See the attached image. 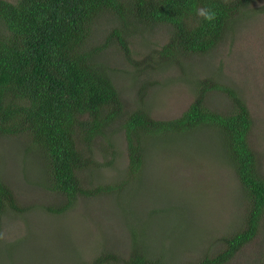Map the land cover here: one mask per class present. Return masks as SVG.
<instances>
[{"label":"rangeland","instance_id":"rangeland-1","mask_svg":"<svg viewBox=\"0 0 264 264\" xmlns=\"http://www.w3.org/2000/svg\"><path fill=\"white\" fill-rule=\"evenodd\" d=\"M262 3L253 2L215 49L174 62L156 56L169 39L168 25H130V55L114 42L98 55L111 70L125 110L144 108L157 119L177 117L194 101L196 84L212 77L235 89L249 106L254 120L250 140L264 172ZM116 25L120 23L110 12L99 16L94 43L103 42ZM206 102L223 110L232 106L221 91L209 94ZM109 137L115 147L100 143L94 154L99 164L87 170L88 176L94 183L124 186L106 195L81 196L70 210L55 213L48 207L63 201L64 195L44 186L42 157L26 139L0 135V176L27 208L0 218V264H82L104 252L124 259L132 251L133 229L149 254H165L166 264L187 263L216 249L221 236L237 230L245 193L214 128L151 139L137 179L127 172L122 119ZM263 255L261 233L227 264H257Z\"/></svg>","mask_w":264,"mask_h":264},{"label":"trees","instance_id":"trees-1","mask_svg":"<svg viewBox=\"0 0 264 264\" xmlns=\"http://www.w3.org/2000/svg\"><path fill=\"white\" fill-rule=\"evenodd\" d=\"M259 0H0V135L26 139L43 159L44 186L64 195L49 211L64 213L81 196L97 197L120 191L125 182L103 184L89 179L99 164L96 148L122 119L128 173L140 178L148 144L158 136L188 134L203 126L220 136L222 153L235 169L246 205L237 230L221 236L216 249L198 260L172 264H227L248 243L264 233V172L250 133L253 116L244 98L232 87L210 77L195 86L194 101L179 116L157 119L144 108L125 110L109 66L98 55L113 42L129 55V26L165 24L170 36L156 56L174 62L194 53L215 49ZM260 6L264 12V0ZM200 9L215 12L212 20ZM118 19L104 41L95 44L93 27L104 13ZM229 95L232 106L212 108V92ZM124 119V120H123ZM105 148V147H104ZM88 170V171H87ZM23 212L15 190L0 176V218ZM132 251L126 258L111 252L82 264H166L142 246L133 229ZM12 256V252H9ZM257 264H264V255Z\"/></svg>","mask_w":264,"mask_h":264},{"label":"clouds","instance_id":"clouds-1","mask_svg":"<svg viewBox=\"0 0 264 264\" xmlns=\"http://www.w3.org/2000/svg\"><path fill=\"white\" fill-rule=\"evenodd\" d=\"M199 11V15L203 16L205 19L207 20H212L215 17V12L211 11V10H204V9H200Z\"/></svg>","mask_w":264,"mask_h":264}]
</instances>
